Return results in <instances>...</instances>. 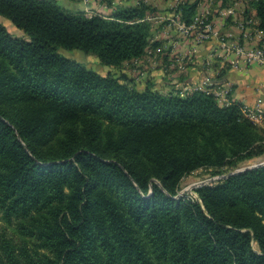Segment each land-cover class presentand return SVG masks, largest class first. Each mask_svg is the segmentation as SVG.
Returning a JSON list of instances; mask_svg holds the SVG:
<instances>
[{"label":"trees","instance_id":"1","mask_svg":"<svg viewBox=\"0 0 264 264\" xmlns=\"http://www.w3.org/2000/svg\"><path fill=\"white\" fill-rule=\"evenodd\" d=\"M252 6L264 32V0ZM146 10L0 0L26 35L0 22V264H264V166L173 198L195 170L264 156L242 104L140 90L62 54L107 67L143 57Z\"/></svg>","mask_w":264,"mask_h":264},{"label":"crops","instance_id":"2","mask_svg":"<svg viewBox=\"0 0 264 264\" xmlns=\"http://www.w3.org/2000/svg\"><path fill=\"white\" fill-rule=\"evenodd\" d=\"M73 1L74 0H57L64 8L75 4ZM184 1L185 2H182L180 5L181 12L182 7L186 6L185 3H187V5H192L194 13L203 6H209L211 3L210 9L215 27L222 32L226 30L230 31L241 44L248 47H257L264 43V33L261 35L257 32V29H259V19L252 6V0H212V2L211 0ZM113 3L119 4L120 7H129L135 6L138 0H115ZM146 5L152 8L162 9L166 18V20H164L163 30L157 31L159 37L153 36L156 42L152 44V48H158V55L161 56L160 61L162 60L161 64L163 65L160 68L161 71L163 69V73L160 75V80H162V82H160V80H158L159 82L154 81V89L167 93L183 89L185 86L194 87L205 75H207L213 77L214 89L225 88L228 90L229 93L227 97L229 103L237 102L242 105H253L257 98L264 99V66L252 63L245 67L241 65L234 67L233 64L236 60V56L232 55L226 58L216 56L214 54V42L208 41L194 47L190 39H186L179 35L174 22L170 21V18L174 16V12L176 11V9L173 8V0H148ZM93 8L94 10H92ZM87 9L91 10L87 11L89 16L92 14H99L108 17V15L105 14H110L111 11V8L104 4L96 8L91 3L86 10ZM171 9H174L172 11L173 13L170 11ZM247 23L250 24L247 25ZM240 25H245L247 30H251L250 37L245 38L243 36L244 34L241 33L239 29ZM152 51L147 49L143 57L149 56L147 54ZM174 57L181 59L183 67L180 68L178 63L176 64V62H174ZM148 59L149 58H147V60ZM166 65H168V67H165ZM173 65L174 67L176 66L175 71L170 70L174 68ZM157 67H159V65H157ZM148 80L152 82L151 78H148Z\"/></svg>","mask_w":264,"mask_h":264},{"label":"rangeland","instance_id":"3","mask_svg":"<svg viewBox=\"0 0 264 264\" xmlns=\"http://www.w3.org/2000/svg\"><path fill=\"white\" fill-rule=\"evenodd\" d=\"M113 1H115V0H77V1L74 0L73 2L75 4L71 3L72 5L65 7V9L72 11V12H83V13L88 15L87 11H91V10L90 9L86 10V8H89L91 3L96 8L99 5L104 4L107 7L111 8L110 14L107 13L105 15L111 16L116 8H120V5L113 3ZM118 1H120V0H118ZM147 1L141 2L140 0H138V3H135V6L143 5L144 7H149V10H146V13H145V17H150V19H151V20H147L151 24V34L149 37V46L147 47V49L149 51L153 50L151 53L147 54L149 56L141 57V58L136 59L134 61L125 62V64H123L120 67H107V66L100 64L97 56L93 53H85L81 50L74 49L72 51H63L62 54L73 59V60H75V61H77L78 63L84 65L85 67L94 70L95 72H97L101 75H106V74L110 73V74L115 75V76H120L121 74H124L126 76L125 81L137 89L142 90V89L146 88L147 86H151L152 88H154V83L159 82L158 80L161 79L160 75H161V73H163L162 72L163 69L161 71L160 68L163 65L161 64L162 60L160 61L161 56L158 55L159 54L158 48H156V49L152 48V44H154V42H156L155 39H153V36L159 37V34L157 31L163 30L162 28H163L164 23H165L164 20H166V19L164 18L165 16H164L162 9H156V8H152L151 6L146 5ZM182 2H185V1L183 0ZM62 3H64V2H62ZM185 5H187V3H185ZM188 6H192V5H188ZM92 10H94V8ZM173 10L174 9H171L170 11L172 12ZM101 14H103V13H101ZM92 15H95V14H92ZM0 22L6 27V29L13 36L24 37V38L26 37V35L20 29L16 28L11 23L10 20L0 16ZM169 33H171V32H169ZM172 33H173V31H172ZM147 58H149V59L147 60ZM174 58H175L174 62H176L177 58L176 57H174ZM160 64H161V66H160ZM176 64H177V62H176ZM157 65H159V67H157ZM165 67H168V65H166ZM173 67H174V65H173ZM175 68H176V66L170 70L175 71L176 70ZM148 78H151L152 82L149 81ZM160 82H162V80H160ZM156 86H157V83H156ZM183 89L175 90V92H178L181 94V92H184ZM193 91L194 90H192V89H190V90L188 89L185 91L184 94H187V93H190ZM203 92H205V91H203ZM210 94H213V93H210ZM214 98L219 105L224 106L223 104L219 103V101L217 100L218 99L217 97L214 96ZM258 126H259L258 128H260L264 133V123H262ZM263 160H264V156L259 157L254 161H247V162L239 161V162L235 163L233 168H229L227 166V167L221 169L220 173L222 175L227 174V173H229L235 169H241V168H244L247 166H251V165L257 164ZM213 172H214L213 169L200 168L198 170H195L191 174L187 175L186 177H184L182 179L180 186L177 189V192L173 196V198L178 199V198L183 197V198H186L189 200L197 199L198 195H197V192L195 191L196 188H198L201 183L206 182L215 176H218V175H213L212 174Z\"/></svg>","mask_w":264,"mask_h":264},{"label":"built area","instance_id":"4","mask_svg":"<svg viewBox=\"0 0 264 264\" xmlns=\"http://www.w3.org/2000/svg\"><path fill=\"white\" fill-rule=\"evenodd\" d=\"M145 2L147 0H140ZM173 8L176 9L174 16L170 18V21L174 22L178 33L190 39L194 45L197 47L200 44L205 42H214V54L218 57H230L232 55L236 56L234 62V67L238 66H249L252 63H257L264 66V43L257 47H248L240 42L234 37V35L226 30L221 31L217 29L212 20V12L209 6H203L201 9L197 10L189 19L185 21L182 16L180 5L182 0H173ZM212 2V0H211ZM184 3V2H183ZM146 20H151L150 17H145ZM165 18V17H164ZM166 19V18H165ZM250 23H247L249 25ZM239 29L243 33L244 37H250L251 30H247L245 25H240ZM259 34L264 32L257 29ZM264 40V38H263ZM151 53V52H149ZM176 62L179 67H183L181 59L177 58ZM213 77L205 75L201 81L194 87H184V92H181V95H184L186 90L194 91H205L206 93H213V96L217 97L216 99L220 104L229 105L228 102V90L225 88L214 89V82L212 81ZM243 115L252 121L256 125H260L264 122V99L257 98L253 105H242L241 107Z\"/></svg>","mask_w":264,"mask_h":264},{"label":"water","instance_id":"5","mask_svg":"<svg viewBox=\"0 0 264 264\" xmlns=\"http://www.w3.org/2000/svg\"><path fill=\"white\" fill-rule=\"evenodd\" d=\"M264 166V160L257 163V164H253L251 166H247V167H244V168H241V169H235L227 174H223V175H218V176H215L211 179H209L208 181L206 182H203L200 184L201 185H204V184H211L213 182H216V181H219V180H222V179H226L228 177H231V176H234V175H237L239 173H242V172H245V171H249V170H252V169H255V168H258V167H262Z\"/></svg>","mask_w":264,"mask_h":264}]
</instances>
